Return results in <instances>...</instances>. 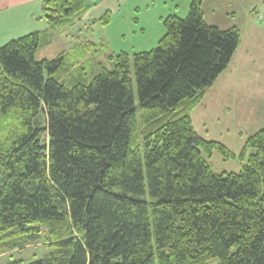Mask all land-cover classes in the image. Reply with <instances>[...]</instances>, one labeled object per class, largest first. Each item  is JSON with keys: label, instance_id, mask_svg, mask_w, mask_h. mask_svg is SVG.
I'll use <instances>...</instances> for the list:
<instances>
[{"label": "trees", "instance_id": "obj_1", "mask_svg": "<svg viewBox=\"0 0 264 264\" xmlns=\"http://www.w3.org/2000/svg\"><path fill=\"white\" fill-rule=\"evenodd\" d=\"M202 2L89 84L57 81L64 53L36 59L43 33L0 47V255L41 244L28 264H264V128L239 172L214 174L203 155H235L191 122L241 38L207 25ZM86 9L44 0L41 12L57 29Z\"/></svg>", "mask_w": 264, "mask_h": 264}, {"label": "rangeland", "instance_id": "obj_2", "mask_svg": "<svg viewBox=\"0 0 264 264\" xmlns=\"http://www.w3.org/2000/svg\"><path fill=\"white\" fill-rule=\"evenodd\" d=\"M86 1L94 2L95 7L85 16L83 13L79 15V19L69 17L66 25L57 28L47 37L50 42L42 46L36 54L37 60H52L64 53L66 66L55 74V78L68 87L89 84L100 68L113 70V57L120 53L132 57L156 48L165 33L162 20L170 15L185 18L191 2ZM201 9L205 12L203 14L207 25L223 31L236 27L243 43L240 52L245 50V54L243 52L236 57L239 64L236 65L233 56L226 70L232 71L231 78L235 80H232V85L235 87L239 84L240 97L237 101L214 112L207 111L201 101L190 115L195 131L203 139L219 142L231 152L239 147L235 158L224 159L216 151L210 156L203 155V160L211 171L214 174L237 173L242 165L238 157L244 146L242 143L264 128V0H205ZM104 12L109 15L107 23H102L97 18V15ZM130 78L139 124L137 85L132 64ZM49 251L41 244L28 246L22 251H7L0 255V264H28L44 258Z\"/></svg>", "mask_w": 264, "mask_h": 264}, {"label": "crops", "instance_id": "obj_3", "mask_svg": "<svg viewBox=\"0 0 264 264\" xmlns=\"http://www.w3.org/2000/svg\"><path fill=\"white\" fill-rule=\"evenodd\" d=\"M43 1L44 0H0V47L8 44L13 40L19 39L33 32L43 33L44 35L43 39L44 41H46V45H48L50 40L47 37L52 33H54L56 29H52L42 16L41 7ZM84 1H85V5L87 6L86 11L83 12L85 16L90 12L89 10L92 7H95V3L94 2L87 3L86 0ZM230 1L233 0H229V2ZM204 2L205 0H203V5ZM105 13L107 12L97 15V18L101 19L105 15ZM202 13L205 14V12ZM204 14H203V19H204ZM77 19H79V17ZM241 42H242V37L240 38V44L236 51L237 53H235L234 55L235 57H233L234 60H236L237 55L241 56L243 52L245 54V50L240 52V47L243 46V43ZM38 51H40V49ZM43 59L44 58H41L39 60H43ZM238 64L239 61L236 60V65ZM231 76H232V71H226L224 74L219 76V78L214 82L211 88L205 91L203 99L201 100L203 101L201 105L205 106L207 111L209 112L221 111L223 110L224 107H227L228 105H232L234 102L237 101L238 97H240L238 90L239 84H236L234 87L232 85V80L234 79H232ZM191 122L193 125L192 118H191ZM242 145H245V142H243ZM243 147L244 146H242V148ZM238 151H239V147L237 148L236 151L233 152L235 157L237 156Z\"/></svg>", "mask_w": 264, "mask_h": 264}]
</instances>
